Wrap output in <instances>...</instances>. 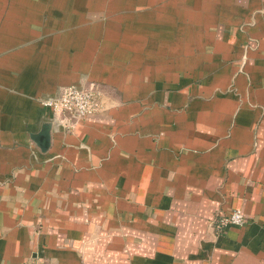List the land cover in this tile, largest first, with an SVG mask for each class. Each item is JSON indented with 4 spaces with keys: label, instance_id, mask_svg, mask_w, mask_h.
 Here are the masks:
<instances>
[{
    "label": "crops",
    "instance_id": "0c3cea01",
    "mask_svg": "<svg viewBox=\"0 0 264 264\" xmlns=\"http://www.w3.org/2000/svg\"><path fill=\"white\" fill-rule=\"evenodd\" d=\"M72 85L102 108L40 102ZM33 262L264 264V0H0V264Z\"/></svg>",
    "mask_w": 264,
    "mask_h": 264
},
{
    "label": "built area",
    "instance_id": "2783aa9c",
    "mask_svg": "<svg viewBox=\"0 0 264 264\" xmlns=\"http://www.w3.org/2000/svg\"><path fill=\"white\" fill-rule=\"evenodd\" d=\"M44 106L50 107L53 112L65 115L73 122L86 119L102 108L100 93L93 86H66L61 89L58 95L43 98L40 101ZM245 223V216L240 208L232 209L228 214L220 213L213 220V227L217 234H222L230 225H242ZM29 264H42L33 262Z\"/></svg>",
    "mask_w": 264,
    "mask_h": 264
},
{
    "label": "water",
    "instance_id": "95a60500",
    "mask_svg": "<svg viewBox=\"0 0 264 264\" xmlns=\"http://www.w3.org/2000/svg\"><path fill=\"white\" fill-rule=\"evenodd\" d=\"M49 123H45L42 126V130L39 134H36L33 138L35 141L40 143V146L45 147L49 140Z\"/></svg>",
    "mask_w": 264,
    "mask_h": 264
}]
</instances>
